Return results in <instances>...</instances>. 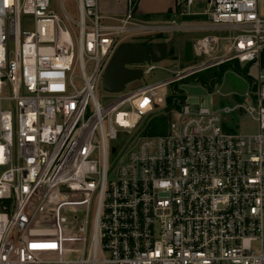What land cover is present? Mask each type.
<instances>
[{"label": "built area", "instance_id": "obj_1", "mask_svg": "<svg viewBox=\"0 0 264 264\" xmlns=\"http://www.w3.org/2000/svg\"><path fill=\"white\" fill-rule=\"evenodd\" d=\"M51 1L0 0V264H264L258 1L202 0L192 12L196 0H175L170 16L205 17L212 32L192 43L198 69L106 91L105 103L94 90L117 47L169 26L139 20L140 0H75L77 21ZM121 3L122 13H100ZM232 61L257 70L232 109L188 104L174 89ZM232 111L257 131L234 132Z\"/></svg>", "mask_w": 264, "mask_h": 264}, {"label": "rangeland", "instance_id": "obj_2", "mask_svg": "<svg viewBox=\"0 0 264 264\" xmlns=\"http://www.w3.org/2000/svg\"><path fill=\"white\" fill-rule=\"evenodd\" d=\"M202 0H196L195 5L189 7L192 12H202L204 6ZM261 4L264 0H258ZM51 10L64 20L65 15H68L73 21H77V9L75 0H53L50 4ZM172 9V8H171ZM171 9L168 14L155 15L150 18L142 19L140 16L137 17L139 20H146L149 24L159 23L168 25L169 28L163 33H149L139 34L130 38V42H159L165 43L167 47L166 59L160 63H156L158 67L148 75H144L141 79L131 82L126 85L125 90L130 91L145 85H152L166 79H169L179 70H197L198 68L194 65H199L204 59L196 60L190 63L183 61V51L186 42H195L202 36L212 33L204 31L206 23L205 17L186 18L180 16L179 12L176 15L170 16ZM111 12H116L111 4H102L100 7V13L105 15ZM65 21V20H64ZM171 21H175L172 25ZM32 25L27 26V30H31ZM12 47V46H11ZM233 66V67H232ZM238 67L240 70H246V76L236 72L232 68ZM90 66H88L89 68ZM231 69H225L222 73L220 82L214 86L212 92L207 91L204 87L199 84L192 83L187 80H183L180 83L175 84V88L182 92L186 97L188 104H199L201 102L206 106H211L215 109H232L237 104H242V98L252 88L253 79L257 75V70L252 65L247 64H235L231 65ZM261 72L264 77V65H261ZM79 85V81H77ZM172 92L171 86L168 88H162L157 91V94L162 97H167ZM95 97L100 103H105L104 97L108 93L103 89L102 82L98 81L94 90ZM226 124L233 129L234 132L240 134H254L257 131V125L248 115L241 114L237 111H232L225 115ZM159 125L165 127V120L160 118L157 120ZM120 138L118 142H120ZM43 264H52L50 261Z\"/></svg>", "mask_w": 264, "mask_h": 264}, {"label": "water", "instance_id": "obj_3", "mask_svg": "<svg viewBox=\"0 0 264 264\" xmlns=\"http://www.w3.org/2000/svg\"><path fill=\"white\" fill-rule=\"evenodd\" d=\"M167 47L165 43H151L142 45L140 43H122L111 56L104 69L101 79L102 87L110 93H119L124 87L142 78V71L128 69L132 66L144 63H160L166 59ZM183 61L192 62V43L186 42L183 51Z\"/></svg>", "mask_w": 264, "mask_h": 264}, {"label": "trees", "instance_id": "obj_4", "mask_svg": "<svg viewBox=\"0 0 264 264\" xmlns=\"http://www.w3.org/2000/svg\"><path fill=\"white\" fill-rule=\"evenodd\" d=\"M169 11H167L166 14H168ZM188 18V17H186ZM192 18V17H190ZM195 18V17H193ZM145 19V18H144ZM235 63L238 64L236 61H232V62H227V63H223L220 64L218 66L215 67H210L207 68L205 70H202L200 72L194 73L193 75H191L188 79H186L187 81L190 82H194L196 84H199L200 86L204 87L207 91L212 92L213 88L215 85H217L220 82V79L222 77V73L224 72L225 69H231V65ZM264 65V50L261 53V58H260V66ZM233 70H235L236 72L242 74L243 76H246V70H240L238 69V67L234 66V68H232ZM174 89H175V85H174ZM158 123V122H156ZM153 131H151L150 133L155 134V133H160L159 131H155L154 129H152Z\"/></svg>", "mask_w": 264, "mask_h": 264}, {"label": "crops", "instance_id": "obj_5", "mask_svg": "<svg viewBox=\"0 0 264 264\" xmlns=\"http://www.w3.org/2000/svg\"><path fill=\"white\" fill-rule=\"evenodd\" d=\"M175 0H140L138 5V17L142 19L150 18L155 15H164L174 5ZM258 1V0H257ZM116 8V12H111L105 15H117L123 12V3L111 4ZM259 11L261 16L264 18V2L261 4L258 1Z\"/></svg>", "mask_w": 264, "mask_h": 264}, {"label": "flooded vegetation", "instance_id": "obj_6", "mask_svg": "<svg viewBox=\"0 0 264 264\" xmlns=\"http://www.w3.org/2000/svg\"><path fill=\"white\" fill-rule=\"evenodd\" d=\"M131 43H137V42H131ZM140 44H142V45H149V44H151V42H149V43L148 42H140Z\"/></svg>", "mask_w": 264, "mask_h": 264}]
</instances>
